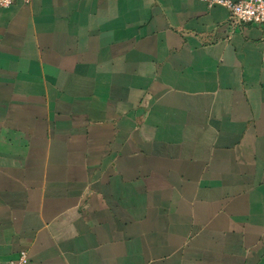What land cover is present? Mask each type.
Wrapping results in <instances>:
<instances>
[{"label": "crops", "instance_id": "obj_1", "mask_svg": "<svg viewBox=\"0 0 264 264\" xmlns=\"http://www.w3.org/2000/svg\"><path fill=\"white\" fill-rule=\"evenodd\" d=\"M264 264V30L208 0L0 9V261Z\"/></svg>", "mask_w": 264, "mask_h": 264}, {"label": "built area", "instance_id": "obj_2", "mask_svg": "<svg viewBox=\"0 0 264 264\" xmlns=\"http://www.w3.org/2000/svg\"><path fill=\"white\" fill-rule=\"evenodd\" d=\"M29 0H0V9H7L17 2ZM210 5H220L228 11L229 23L232 26L252 25L264 30V0H208ZM0 264H28L25 250L19 252L15 260L0 261Z\"/></svg>", "mask_w": 264, "mask_h": 264}]
</instances>
